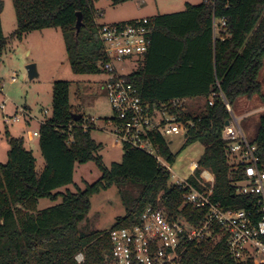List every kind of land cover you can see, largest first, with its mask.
I'll use <instances>...</instances> for the list:
<instances>
[{"label":"trees","instance_id":"1","mask_svg":"<svg viewBox=\"0 0 264 264\" xmlns=\"http://www.w3.org/2000/svg\"><path fill=\"white\" fill-rule=\"evenodd\" d=\"M96 1L11 0L17 24L14 35L21 39L33 31L59 29L72 72L106 76L100 67L106 57L95 39ZM110 1L118 5L130 0ZM78 12L83 26L76 35ZM221 17L226 20L224 29L214 27ZM150 21L151 44L143 56L126 63L137 60L139 66L124 79L148 104L166 107L173 99L204 100L199 113L185 111L183 105L168 106L166 112L184 123L192 121L193 126H187L183 135V146L202 145L197 163L214 176L212 202L225 210L248 208L250 197L238 195L234 187L244 179L243 171L230 165L229 144L222 140L221 132L230 119L225 103L231 106L239 98L255 95L264 102L259 82L264 60V0H206ZM4 43L0 21V49ZM69 87L68 82L54 83L51 117L38 128L43 168L36 169L32 152L15 138L9 140L7 161L0 163V264H78V253L84 257L82 264H104L111 250L110 230L138 224L147 207L161 209L168 218L190 224L206 213L205 209L182 207L181 195L170 184L169 175L140 150L123 146L121 162L106 169L96 156L99 145L91 139L90 130L83 132L78 127L81 119L75 122L71 118L75 112L69 104ZM212 92L222 98L217 97L209 106ZM154 143L161 157L172 164V142L156 136ZM253 143L257 165L264 170V115ZM88 162L95 163L101 177L83 190L76 187L75 192L60 191L73 183L75 166ZM112 186L128 204L126 215L106 231L81 233L79 223L90 210L91 198ZM40 199L55 204L39 210ZM185 260L187 264H257L232 262L225 237L187 245Z\"/></svg>","mask_w":264,"mask_h":264},{"label":"built area","instance_id":"2","mask_svg":"<svg viewBox=\"0 0 264 264\" xmlns=\"http://www.w3.org/2000/svg\"><path fill=\"white\" fill-rule=\"evenodd\" d=\"M142 3L140 1L139 5ZM95 27L106 57L100 67L106 75L104 91L112 110V116L104 120L105 127L122 147L140 150L155 159L169 175L170 184L180 193L182 207L206 210L202 219L190 224L186 220L168 218L161 209L147 207L138 224L110 230L111 250L106 264H187V245H200L210 239L215 241L216 237H225L226 252L232 262L264 263V170L257 165L255 144L243 136L238 120L230 117L221 138L229 144L230 156L237 160V167L243 171L244 179L234 184L236 192L250 197V201L248 208L225 210L219 203L212 202L214 176L208 169L191 162L187 166L189 176L180 178L158 153L154 143L156 136L171 140V137L183 136L187 126H193L192 121L184 123L166 112L168 106L181 108L183 100L173 99L167 108L145 103L138 89L124 79L126 63L143 56L151 44L150 19L96 23ZM214 27L224 29L225 18L221 17ZM217 97L222 98V95L212 92L208 105L212 106ZM225 105L232 115L230 106ZM3 110L4 104H1L0 111ZM22 113L26 114L24 110ZM18 120V117L3 118L4 123L9 124ZM96 122L82 116L78 127L87 132L95 128ZM71 125L72 122L69 129ZM28 137L39 138V131L28 132ZM75 260L82 264L84 257L78 253Z\"/></svg>","mask_w":264,"mask_h":264},{"label":"rangeland","instance_id":"3","mask_svg":"<svg viewBox=\"0 0 264 264\" xmlns=\"http://www.w3.org/2000/svg\"><path fill=\"white\" fill-rule=\"evenodd\" d=\"M143 1L141 5L139 2ZM206 0H130L122 4L113 5L110 0H97L94 3L95 23L114 24L136 19H152L157 15L171 14L184 11L186 5L196 6ZM2 11L0 21L5 40L0 49V163L7 161L10 138L21 139L23 145L36 158V169L43 168V158L33 138L28 141V132L38 130L40 124L50 119L52 108V87L54 83L64 81L69 83V104L72 110L80 112L84 117H90L97 122L90 130V137L98 145L96 156L101 159L103 166L109 169L111 164L122 160L123 148L116 143L105 127L104 120L112 116V110L104 91L105 76L103 74L78 75L71 70L66 53L62 33L59 29H45L33 31L21 39L14 35L17 29L15 12L11 0H0ZM139 61L126 64L124 71L129 74L138 67ZM34 64L38 77L29 80L26 66ZM138 65V66H137ZM261 94L264 93V60L259 74ZM255 95L252 98H239L231 106L232 116L238 120L243 136L254 142L259 130V119L264 115V102ZM261 104L259 107L258 105ZM185 111L199 113L204 107V100L183 101ZM260 108L258 111H251ZM26 114H23L22 111ZM46 111V113H44ZM9 120L18 117L12 124L4 123L3 118ZM171 150L175 160L171 165L174 173L180 178L189 176L187 166L197 162L203 153V147L195 143L184 147L182 135L171 137ZM230 165L236 169L237 160L229 156ZM198 174V171H197ZM101 177V173L94 162L77 164L74 170L73 183L60 191L75 192L76 187L85 189ZM55 203L48 199H40L37 203L39 210L53 206ZM128 204L124 201L115 186L101 191L91 198L88 214L79 223V230L83 234L102 232L110 229L118 218L124 217ZM106 264V261L105 263ZM109 264V263H108Z\"/></svg>","mask_w":264,"mask_h":264},{"label":"water","instance_id":"4","mask_svg":"<svg viewBox=\"0 0 264 264\" xmlns=\"http://www.w3.org/2000/svg\"><path fill=\"white\" fill-rule=\"evenodd\" d=\"M83 26V17L80 12L76 14V23H75V31L76 35L79 33L81 27ZM95 39L97 40V36L95 35ZM27 70V75L29 80L35 79L38 77V73L36 71V66L34 64H29L26 66ZM82 115L81 114H75L72 113L71 118L77 122L81 119ZM228 125V121L225 122V126Z\"/></svg>","mask_w":264,"mask_h":264},{"label":"crops","instance_id":"5","mask_svg":"<svg viewBox=\"0 0 264 264\" xmlns=\"http://www.w3.org/2000/svg\"><path fill=\"white\" fill-rule=\"evenodd\" d=\"M261 96H264V93H262L261 94ZM260 99H261V97H259ZM196 99V98H195ZM191 100H194V99H190V101ZM261 104H259L258 105V107L260 106ZM260 108H258V110H259ZM256 108L254 109V110H251V111H258ZM38 131V130H37ZM28 141H29V143L31 144V142L33 141V138L32 139H30V137H28ZM36 143H37V145H38V138H37V141H36ZM25 147V146H24ZM26 148V147H25ZM38 148H39V146H38ZM27 149V148H26ZM33 154V153H32ZM34 156V155H33ZM36 159V158H35ZM36 163H37V160H36ZM43 164H44V162H43Z\"/></svg>","mask_w":264,"mask_h":264}]
</instances>
